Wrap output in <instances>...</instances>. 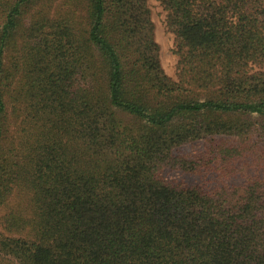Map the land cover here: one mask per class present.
Returning a JSON list of instances; mask_svg holds the SVG:
<instances>
[{"label":"trees","instance_id":"obj_1","mask_svg":"<svg viewBox=\"0 0 264 264\" xmlns=\"http://www.w3.org/2000/svg\"><path fill=\"white\" fill-rule=\"evenodd\" d=\"M156 1L176 80L145 0H0V264H264V0Z\"/></svg>","mask_w":264,"mask_h":264},{"label":"rangeland","instance_id":"obj_2","mask_svg":"<svg viewBox=\"0 0 264 264\" xmlns=\"http://www.w3.org/2000/svg\"><path fill=\"white\" fill-rule=\"evenodd\" d=\"M150 11L151 18L154 25V35L155 40L159 45L160 51V61L163 70L165 73L172 79L176 80V63L177 57L173 54L174 49V36L167 32L165 27V17L166 13L159 5L156 0H145ZM253 70H264V64L262 66H254ZM207 144L206 143H194L183 148L177 150L178 155H183L187 158H193L197 155H201L206 152ZM165 175L168 176L169 179L174 181H187V182H212L214 181V177L212 174H209L207 179H201L199 176L192 179L189 176L184 175L179 170H168ZM22 197V198H21ZM20 207V208H18ZM10 208H18L25 212L26 209L29 208V204L27 203L26 198L22 193H18L17 191L14 193L12 197L9 198L6 206L0 209V232L3 233L2 230V218L9 211Z\"/></svg>","mask_w":264,"mask_h":264}]
</instances>
